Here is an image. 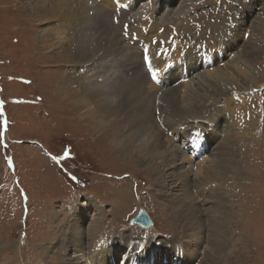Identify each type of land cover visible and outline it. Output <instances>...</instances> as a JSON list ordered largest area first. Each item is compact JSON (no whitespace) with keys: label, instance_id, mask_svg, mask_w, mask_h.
<instances>
[{"label":"rangeland","instance_id":"obj_1","mask_svg":"<svg viewBox=\"0 0 264 264\" xmlns=\"http://www.w3.org/2000/svg\"><path fill=\"white\" fill-rule=\"evenodd\" d=\"M29 1L0 0V264H63L67 250L60 248L58 241L66 235L65 230L74 220V213H84L99 220L98 228L90 235L97 237V241L112 234L115 240L118 236H127L130 245L149 237L155 245L174 238L186 243L190 240L184 234L188 225L178 208H173L167 201L163 185L156 184L148 163L114 145L106 127L97 126L88 116H82L85 107L74 103L64 89L56 88L73 65L62 48L65 39L61 37L65 33L60 32L57 18L51 22L48 18L38 17L39 12L31 9ZM57 1L45 0V5L54 7L60 2ZM71 1L73 7L82 3L90 6L85 22L89 26L83 24L82 33L86 41L89 39L94 43L99 26L94 16L99 18V7L107 11L108 5L105 0ZM118 1L113 0L112 4H119ZM127 3L124 6L130 22L134 21L133 14L137 17L144 14V20L151 16L152 21L157 22L148 26L155 30L151 31L154 37L163 34L165 24L160 19L168 14L171 21L167 20V24L174 25V34L184 33L189 38L190 49L185 48L173 57L179 69L187 65L183 69L185 72L193 70L185 78L188 82L193 77L191 87L196 83L199 90L203 73L211 68H226L239 77V86L237 82L235 86L228 85L224 96L220 91H211L203 97L202 109L205 110L198 117L187 119L191 123L181 122L187 130L181 133L187 158L186 161L179 158L177 164L189 172L187 177L191 183L196 179L194 173L197 170L191 165H198L200 161L192 154L194 143L198 139L202 143L207 136L210 137L208 147L202 152L205 165L215 161L219 142L229 139L233 165L241 174L236 184L232 181L229 186L227 181L223 186L206 184L192 193L191 188L184 187L183 179L175 178L171 197L184 201L188 196H194L197 207L202 210L200 218L204 225L213 215L205 211L224 200L226 239L223 254L214 256L213 247L208 244L209 249L199 248L187 264H198L205 250L216 257L215 264H264V0H133ZM150 6L154 12L150 11ZM115 10L111 17L121 20L122 12ZM109 14H104L103 18H109ZM120 29L122 36L124 30ZM210 29L213 30L212 44L206 40ZM180 38L185 43L186 38ZM233 38L239 40L234 45L239 53L245 52L246 58L238 70L233 66L234 62L229 61L233 53H226L227 58L220 50L228 39L230 43ZM73 40L78 41L74 34ZM252 50H255L253 54ZM184 53L187 62L185 58L182 60ZM107 55L95 63V70L91 69L94 74L89 77L100 72V81H105L112 76L111 72H105L111 65ZM125 56L129 57L127 53ZM200 57H205L208 62L205 60L201 65ZM249 65L260 74L246 84L240 75L247 74ZM116 76L124 74L119 72L113 76L114 81ZM232 123L239 126L237 131L233 126L232 131L229 130ZM198 130L210 131L211 135ZM211 137L216 138L214 145ZM164 144L166 142L163 148L166 147ZM172 147L169 143V148ZM200 166L204 167V164ZM197 178L201 179V175ZM90 204H94L91 213L86 208ZM142 208L152 219L148 228L130 224L131 218ZM89 220L84 222L85 227ZM132 233L134 237H131ZM69 238L66 235L65 241ZM84 239L85 242L91 240ZM123 249L120 248L118 264L120 257L123 261ZM175 258L172 252L168 253L167 264H173Z\"/></svg>","mask_w":264,"mask_h":264},{"label":"bare ground","instance_id":"obj_2","mask_svg":"<svg viewBox=\"0 0 264 264\" xmlns=\"http://www.w3.org/2000/svg\"><path fill=\"white\" fill-rule=\"evenodd\" d=\"M58 1L57 6L54 7L50 4V6L48 4L45 5V0L29 1L31 9L39 12L38 17L48 18L51 22L54 18H57L59 21L58 25L62 30L60 32L65 33V36L61 37L65 39V42L63 41L64 45H61H63V52L73 61V65H71L70 70L66 72L65 77L60 80L56 88L64 89L66 95L72 98L74 103L81 104L83 109L85 107L86 110L81 112L82 116H88L97 126L106 127L112 134L111 142L114 145L124 148L123 150H126L129 154H133L142 162L148 163L149 172L156 184L163 185V193L167 197V201L171 203L173 208H178L182 220L185 224L187 223L188 227L186 228L188 230L184 234L187 235L186 238L190 239L184 243L174 238L166 242H156L157 244L155 245L154 241L149 237L146 240H139L130 245L127 243V236H118L115 240L112 239V234H110L106 239L102 240L100 238V241H97V237L90 235L98 228L97 223L99 220L90 218L91 216L84 213H74V220L70 223L69 228L65 230L68 238L70 234L69 240L65 241V235L64 238L61 237L58 241L60 248H66L67 250L66 261L63 264H118L120 248H124L122 251L124 255L123 261L122 257L119 258L121 259L120 264H158V261H160L159 264H167L168 253L171 252L176 257L174 260H178V264L182 262L187 264L191 259L189 257H195L199 248L204 246V248L209 249L207 248L208 244L212 245L214 256L222 255L223 250H225L226 239V229L223 223L225 221L223 218L224 213L222 212L224 200H219L217 203H214L213 200V208L211 210L208 208L205 211V213H213V215L208 218V223L204 225L202 217L200 218L202 210L197 207L196 198L191 195L187 199L185 198L186 200L182 198L184 201H178V198H174L176 196L171 197L173 195L172 184L176 181L175 178H181L184 180V187L186 189L187 186L191 188L190 191L192 193V191L206 184H221L223 186L222 184L227 181L226 185L229 186V181L236 184L241 179V174L236 171V165H233L234 157L230 155V147L232 145L229 139L219 142L216 148L218 153L215 161L206 165L204 153L202 152L208 147L207 139L210 140V137L207 136L202 143H199V139L196 140L194 143L195 151L192 154L195 157L197 156L196 159L200 161L198 165L190 164L197 167L194 173L196 179L192 183L190 182L191 179L187 177L189 172L182 170L183 165L177 164L179 158L183 161H186L187 158L181 138V136H184L183 134L181 135L182 130L186 132L187 130L184 129V124H181V122L188 121L191 123V120L187 119L198 117V114L205 110L202 109L203 97L211 94V91L214 93L220 91L224 96L226 93L225 87L236 84L239 77L234 76L226 68H211L203 73V77H199H202L201 84L198 86L199 90L196 89V83L191 87L190 81L193 77L188 82L185 78L191 75L193 70L187 71V73L185 72L186 70L179 69L178 64L175 63V57H173L174 54L178 55L183 49L191 47L190 40L184 33L174 34L176 32L174 25L172 23L167 24V20L170 19L167 16L168 14L160 19V21H163L161 23L165 24L163 25V34H160L161 36L158 34V36L154 37L151 31L155 30H150L148 26L157 22H153L151 16L144 20L142 17L144 12H141L143 14H141V17L131 14L132 17H130L134 18V21L130 22L131 19H129V16L127 18V11L125 12L124 3H127L126 0H119V4L116 5L112 4L113 0L111 2L110 0H105L104 3L108 5L107 11L99 7L98 11L102 16L100 15L97 18V15L94 16L95 19L92 18L99 24L97 26V36L96 32L94 33L96 36L95 42L91 43L92 40L88 39V43L82 33V26L83 24L87 27L89 26L85 22L88 21L89 15L87 16V14H89L90 6L88 7L86 3H82L78 7H73L74 3L71 0ZM132 1L127 4L132 3ZM114 7L122 12L121 20L119 18L116 19L115 16L111 17L115 10ZM149 9L154 12L152 6ZM107 13H110L109 18L107 16L103 18V15H107ZM120 27L124 30L122 36L119 35ZM208 31V33L205 32L207 33L206 40L210 42L213 30L210 29ZM220 31L224 32L225 29ZM73 34L78 38V41L73 40ZM180 37L186 38L185 43L180 41ZM219 37L222 39V36ZM161 38L163 39L162 41ZM229 41L228 39V43L221 46L220 50L227 58L230 54L229 51L233 53L229 61L234 62L233 66L238 70L239 65L246 62L245 52L239 53L236 48L237 45H234L236 41H239L238 39L233 38L230 43ZM131 46L133 47L131 48ZM130 50L131 52L129 53ZM254 51L252 50L251 54ZM106 53H108V61H110L111 65L109 69L105 68V72L107 74L111 72L112 76L107 77L105 81H100L102 80L100 72L95 76L89 77L94 74L91 69L95 70L93 69L95 63L105 57ZM126 53L129 57L125 56ZM219 53L221 54L220 51ZM204 58L200 57L199 61L201 62ZM252 62L250 61L251 64ZM119 63H121L120 67H118ZM174 66H176L174 70H170ZM117 67L119 70H116ZM247 71L249 73L247 72L245 75L240 73L241 81L246 82V84L252 78L256 79L259 76L258 74H260L258 69L250 67V65ZM119 72L124 74V76H116V81H114L113 76ZM186 73L187 75H185ZM238 82L237 86H239ZM242 88L244 87L242 86ZM195 109L198 111H194ZM227 118L229 121L232 120V117ZM159 125H162L164 129L161 130ZM213 125L215 124L213 123ZM232 126L236 131L239 128V126L232 123V125H229L230 131H232ZM203 131L206 135H211L210 131L206 130L199 131V133ZM194 134L191 135L194 136ZM192 136L190 137L191 139H193ZM211 138L214 145L217 142L216 138ZM164 142H166V145L164 144L165 148H163ZM169 143L173 146L172 148H169ZM221 146L224 147L221 148ZM200 164H204V167H201ZM198 175H201V179L197 178ZM215 191L217 192V190ZM91 205L94 204L86 205L89 213H91ZM88 219L90 220L85 227L84 222ZM84 237L91 240L85 242ZM131 237H134L133 233ZM213 255L205 250L198 264H215L216 257ZM181 258H184L182 262L179 261ZM169 264H172V262ZM173 264L175 263L173 262Z\"/></svg>","mask_w":264,"mask_h":264},{"label":"water","instance_id":"obj_3","mask_svg":"<svg viewBox=\"0 0 264 264\" xmlns=\"http://www.w3.org/2000/svg\"><path fill=\"white\" fill-rule=\"evenodd\" d=\"M130 224H139L140 226L147 228L152 225V219L147 211L142 208L131 218Z\"/></svg>","mask_w":264,"mask_h":264}]
</instances>
